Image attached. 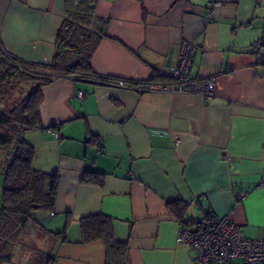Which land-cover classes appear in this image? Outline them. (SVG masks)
Returning <instances> with one entry per match:
<instances>
[{
  "label": "crops",
  "instance_id": "crops-1",
  "mask_svg": "<svg viewBox=\"0 0 264 264\" xmlns=\"http://www.w3.org/2000/svg\"><path fill=\"white\" fill-rule=\"evenodd\" d=\"M218 1L209 11L208 0H95L106 24L94 72L150 88L156 74L168 81L189 40V76H216L215 94L138 93L67 77L44 85L40 121L24 139L34 168L56 174V199L34 212L1 264H104V241L82 239L80 218L94 214L111 219L130 264H196L177 236L206 212L264 238V0ZM64 13L65 0H0L2 48L48 66ZM13 15L29 27L7 30ZM2 184L0 164V213ZM174 202L188 205L184 221Z\"/></svg>",
  "mask_w": 264,
  "mask_h": 264
},
{
  "label": "trees",
  "instance_id": "trees-1",
  "mask_svg": "<svg viewBox=\"0 0 264 264\" xmlns=\"http://www.w3.org/2000/svg\"><path fill=\"white\" fill-rule=\"evenodd\" d=\"M105 24L106 20L95 13V0H65L64 18L57 32L52 61L48 66L23 62L6 53L0 44V97L23 83H31L27 95L19 105L10 111L0 107V146L8 143L13 145L11 158H5L2 163L0 264L10 260L13 243L34 212L52 209L57 194L56 174L34 168V149L25 141L22 132L39 123L42 87L55 78L67 77L102 84L113 81L94 72L91 66L92 55L105 36ZM259 43H264V40ZM152 79L153 82L165 81L158 74ZM167 205L184 221L182 216L187 211V204L174 202ZM185 223L191 222L184 221L183 224ZM80 224L84 242L93 239L104 241V264H130L127 244L115 239L108 216H84L80 218Z\"/></svg>",
  "mask_w": 264,
  "mask_h": 264
},
{
  "label": "built area",
  "instance_id": "built-area-1",
  "mask_svg": "<svg viewBox=\"0 0 264 264\" xmlns=\"http://www.w3.org/2000/svg\"><path fill=\"white\" fill-rule=\"evenodd\" d=\"M218 0H208L209 11L218 6ZM196 44L183 40L179 47L176 66L171 69L168 81L155 82L150 88L145 85L127 83L122 79L108 81L120 87H126L142 93L148 90L168 93H197L205 99L215 94L217 77L207 76L191 78L190 67L194 60ZM79 98L86 93L79 91ZM175 142L179 138L174 136ZM101 141L97 142L100 150ZM245 192L238 194L239 199ZM177 242L190 246L194 251L196 264H264V238H248L241 227L229 215L203 213L196 221L183 224L178 232Z\"/></svg>",
  "mask_w": 264,
  "mask_h": 264
},
{
  "label": "rangeland",
  "instance_id": "rangeland-1",
  "mask_svg": "<svg viewBox=\"0 0 264 264\" xmlns=\"http://www.w3.org/2000/svg\"><path fill=\"white\" fill-rule=\"evenodd\" d=\"M30 86H31V83H23L22 85H19L16 88H12L11 91L9 92L6 91L5 95L3 93L0 97V107L4 110L10 111L13 107L19 105L21 100L27 95ZM3 95L4 97L2 98ZM22 133L24 136L25 131ZM12 146L13 145L11 143H8L4 146H0V164L3 163V160L5 158L6 159L11 158L10 154L12 151ZM30 264H33V263L30 262Z\"/></svg>",
  "mask_w": 264,
  "mask_h": 264
},
{
  "label": "clouds",
  "instance_id": "clouds-1",
  "mask_svg": "<svg viewBox=\"0 0 264 264\" xmlns=\"http://www.w3.org/2000/svg\"><path fill=\"white\" fill-rule=\"evenodd\" d=\"M29 27V22L18 15H13L7 22V30H23Z\"/></svg>",
  "mask_w": 264,
  "mask_h": 264
},
{
  "label": "water",
  "instance_id": "water-1",
  "mask_svg": "<svg viewBox=\"0 0 264 264\" xmlns=\"http://www.w3.org/2000/svg\"><path fill=\"white\" fill-rule=\"evenodd\" d=\"M190 209H193V206L192 205L190 206Z\"/></svg>",
  "mask_w": 264,
  "mask_h": 264
}]
</instances>
